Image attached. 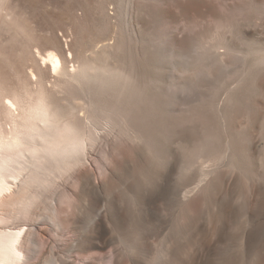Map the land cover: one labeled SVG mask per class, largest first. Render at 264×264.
Wrapping results in <instances>:
<instances>
[{
  "label": "rangeland",
  "instance_id": "rangeland-1",
  "mask_svg": "<svg viewBox=\"0 0 264 264\" xmlns=\"http://www.w3.org/2000/svg\"><path fill=\"white\" fill-rule=\"evenodd\" d=\"M151 6L143 18L150 22V42L129 40L123 16L120 22L126 69L132 65L150 81L145 103L128 104L130 115L123 116L140 132L142 148L136 153L122 138L119 122L105 131L102 146L85 156L91 180L102 184L96 207L79 203L75 177L60 181L61 226H41L36 243L26 244L24 264H54L61 256L72 264H132V258L173 264L169 247L180 253V264H256L258 250L264 254V0H153ZM45 9L38 11L39 32L48 25L60 35L65 20L56 27ZM0 25V67L11 79L4 48L11 31ZM215 30L223 41L209 39ZM162 31L192 39L161 42ZM242 32L257 36L246 39ZM21 56L20 71L27 66ZM225 140L236 146V157L225 151ZM98 224L106 243L79 247Z\"/></svg>",
  "mask_w": 264,
  "mask_h": 264
},
{
  "label": "bare ground",
  "instance_id": "bare-ground-1",
  "mask_svg": "<svg viewBox=\"0 0 264 264\" xmlns=\"http://www.w3.org/2000/svg\"><path fill=\"white\" fill-rule=\"evenodd\" d=\"M152 1L121 0L119 7L116 0H0V21L11 31L9 47H4L8 51L4 52L9 54L6 55L14 70L13 78L8 79L0 67V264L26 263V244L36 243V237L42 235V225L47 229L60 225L56 201L60 181L66 183L75 177L79 203L96 207L102 184L91 180L85 156L94 147L102 146L105 131L119 122L122 138L136 153L140 152L142 136L127 125L129 118L125 120L123 116L130 113L128 104L138 107L142 101L145 103L150 81L145 74L137 76L132 65L126 69V62L121 59L120 22L123 16L129 40L150 42L154 36L151 37L150 22L144 19L151 11ZM48 6L49 12L45 9ZM42 8L51 16L45 15V19H52L54 25L65 22L60 35L54 26L48 25L49 31L39 32L42 23L38 11L42 13ZM171 34L162 31L157 38L161 42L192 39ZM247 34L242 32L240 36H257L254 32ZM205 36L196 35L199 39ZM208 37L225 38L219 30ZM22 54L26 55L27 66L24 64L20 71L16 63ZM260 64H264V57ZM223 112L220 111V117L225 122L227 115ZM225 141V151L235 156L236 146H232L231 140ZM198 145L195 144L205 149L206 144ZM105 233L98 224L94 237L78 241L77 245L105 244ZM176 250L169 247L167 256L173 264H180L183 258L180 260ZM259 250L257 263L264 264V254L260 253L263 250ZM71 259L61 256L56 261L54 257L53 263L72 264ZM227 260L230 261L228 257ZM131 263L139 264L133 258Z\"/></svg>",
  "mask_w": 264,
  "mask_h": 264
}]
</instances>
